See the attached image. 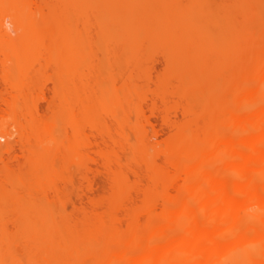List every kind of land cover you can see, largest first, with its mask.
<instances>
[{"label": "bare ground", "instance_id": "6f19581e", "mask_svg": "<svg viewBox=\"0 0 264 264\" xmlns=\"http://www.w3.org/2000/svg\"><path fill=\"white\" fill-rule=\"evenodd\" d=\"M0 47L75 59L74 78L55 88L73 127L62 161L84 165L91 201L102 189L115 205L65 227L26 216L19 233L98 241L94 255L79 251L94 264H264V0H0ZM20 69L4 77L24 117L23 170L2 169L0 210L8 185L47 191L60 175L52 167L31 178L55 159L51 123L30 102L39 80ZM15 134L0 121L1 156L15 150ZM19 240L0 224V264H61L76 251Z\"/></svg>", "mask_w": 264, "mask_h": 264}, {"label": "rangeland", "instance_id": "374dc122", "mask_svg": "<svg viewBox=\"0 0 264 264\" xmlns=\"http://www.w3.org/2000/svg\"><path fill=\"white\" fill-rule=\"evenodd\" d=\"M24 64L32 68L30 72L36 75V78L39 80V89H34L30 92V102L32 105H36L39 113L46 115L48 121L51 123L50 141L46 145L48 146L50 157L55 159L54 165L49 158V160L42 162L39 166L38 174L31 176V178L34 177L33 179L38 181L44 180V175L52 167H57L60 170V175L56 182L57 185L54 188H49V190L46 189L47 191L44 189H33L31 192V190L29 191L25 188L23 190V188L17 187V189L15 185H8L5 191L7 195L9 194L10 200H8V202L10 204H7L10 206H8L9 208H2L0 210V217H3V219L0 220V224L2 227L9 230L11 235L20 237V240L16 241L18 246H20V244L32 247L40 245L47 247L63 245L68 249L76 248L75 253L67 255L66 261L61 264H94L96 263L94 256L92 259H88L85 254L80 255L79 251L81 248L89 249V252H93V254H90L94 255L95 248L99 247L100 244L98 241L90 239L87 240L88 242H81L75 235H72L71 231H24L25 233H19V228L25 225L22 218L26 216L39 218L44 224L42 228L54 227L56 225L65 227L70 224L78 225L80 220L82 221V216L91 210L111 209L115 206L103 200L107 194L106 191L102 189L95 190L90 194L93 198V201H91L89 199V193L85 188L86 178L84 165L79 161L77 163L70 162L69 160L65 163L62 161L73 134V127L69 116L66 115L67 113H63L64 111L60 108L58 109V106H56L59 104L60 99L57 97L55 88L64 80L69 81L73 79L76 74L75 59L65 53L43 52L38 54H27L22 50L7 52L0 47V89L2 88V90H4V97L0 98V121L13 124L16 131L15 150L3 156L0 155V173L3 168L12 166L11 171L17 174L15 176L18 177V173H21V169L23 170V167L18 163V159L22 158V147H24L23 142L25 141L19 131L21 123L20 118H22V116L19 115L21 114L20 112L17 113L10 107V103L16 97V94L14 91L12 92V90L5 89L7 83L5 82L4 69H16L21 66V73H27V70L24 69ZM163 66L162 61L158 59L156 61V69L161 70ZM151 87H154L152 83ZM175 100L176 98L171 99V103L169 104V107L173 111L176 110V107L173 106L175 105ZM142 103L146 113L149 114L151 107L150 91L147 92V97ZM178 113L179 117H181V112L179 111ZM23 119L24 117L21 121ZM156 120L158 125L162 127L160 118L157 117ZM85 129L89 131L88 127H85ZM169 133L170 130L165 129V132L160 138L167 137ZM36 138L35 136V138L30 139L31 144L38 142L39 139ZM1 141L5 143L8 139L1 138ZM9 169H11V167ZM26 169V171H28V168ZM16 191L18 192L17 194L14 193ZM108 221H110V219H108ZM35 225H37V223L32 224L27 222L26 226L28 230H31L30 227ZM121 225L123 229L126 230L129 223L128 221L122 220ZM59 232H61L62 235H60ZM40 233L46 234L45 239L39 238Z\"/></svg>", "mask_w": 264, "mask_h": 264}]
</instances>
